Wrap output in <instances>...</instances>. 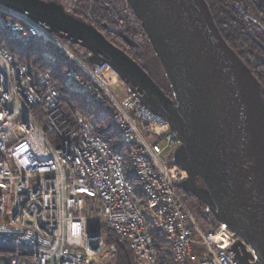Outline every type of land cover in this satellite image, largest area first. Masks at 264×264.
<instances>
[{"label":"built area","instance_id":"1","mask_svg":"<svg viewBox=\"0 0 264 264\" xmlns=\"http://www.w3.org/2000/svg\"><path fill=\"white\" fill-rule=\"evenodd\" d=\"M0 31L20 45H38L46 62L66 66L65 90L106 108L144 198L140 204L122 156L93 133L89 119L65 116L51 76L33 74L0 47V264H96L115 251L100 229L114 232L137 260L149 263L146 216L169 242L174 264H235L228 248L236 242L254 261L245 241L222 224L218 232L199 229L178 190L187 175L168 159L180 139L106 62L1 4ZM222 228L229 237L219 240ZM194 245L202 247L201 257Z\"/></svg>","mask_w":264,"mask_h":264},{"label":"water","instance_id":"2","mask_svg":"<svg viewBox=\"0 0 264 264\" xmlns=\"http://www.w3.org/2000/svg\"><path fill=\"white\" fill-rule=\"evenodd\" d=\"M254 1L264 11V0ZM127 2L141 21L173 100L125 52L61 8L37 0H0L81 43L124 79L143 105L165 118L181 141L173 154L187 175L181 188L250 247L252 263L241 243L228 248L235 264H264V109L256 80L225 43L204 0Z\"/></svg>","mask_w":264,"mask_h":264},{"label":"trees","instance_id":"3","mask_svg":"<svg viewBox=\"0 0 264 264\" xmlns=\"http://www.w3.org/2000/svg\"><path fill=\"white\" fill-rule=\"evenodd\" d=\"M37 1L61 8L66 14L88 24L102 35L105 31L112 32L115 35L118 34V21L122 18V11L129 10L130 15L136 18V20H139L132 12L127 0H98L96 1L97 4L91 7H85L81 4L82 0H77L73 5L72 11L74 12L71 14L63 9V5L59 0ZM204 1L225 43L232 49L256 80L258 94L264 109V11L254 0ZM85 8H87V11ZM81 12L83 14H79ZM85 12H90V14H92V20L90 22L84 19L83 15ZM114 13L117 14L119 18H113ZM139 23H141L140 20ZM123 34L126 35L131 42L130 45L122 39L121 35ZM123 34L117 35V39L123 42L131 51L129 57L138 65V61L145 62V66H148V68L154 72H156L157 69L162 70L161 64L153 50L144 51L142 45L134 41L128 33ZM0 47L9 51L16 60L24 62L33 74L47 72L51 76V79L62 95L60 109L64 112L65 116L70 122L74 121L76 113L88 118L93 133L103 138L113 152L122 156L124 176L131 184L133 194L138 202L143 204L144 198L141 187L133 174L128 151L120 141L115 127L111 122V115L106 108L92 105L86 101L84 96L72 94L65 90L62 82L66 66L60 62H54L53 64L46 62L40 55V48L38 45H20L19 43L8 40L6 33L0 31ZM51 139H54L53 135H50V141ZM199 181V179L196 180V182ZM178 190L183 196L184 201L188 203L190 209L191 206H194L203 210L205 206L200 203L196 197L188 191L183 190L180 185L178 186ZM194 216L197 220V226L202 232H207L206 226L213 230L219 224L210 212L203 214L202 217ZM146 221L152 249L151 263L137 260L133 251L121 241L114 232L103 229L101 232L104 235L105 241L108 244L113 243L115 245V251L101 264H174L169 242L164 237L162 231L155 229L147 216Z\"/></svg>","mask_w":264,"mask_h":264},{"label":"rangeland","instance_id":"4","mask_svg":"<svg viewBox=\"0 0 264 264\" xmlns=\"http://www.w3.org/2000/svg\"><path fill=\"white\" fill-rule=\"evenodd\" d=\"M60 3L63 5V9L66 12H69L70 14L73 13V5L77 0H59ZM96 1L98 0H82L81 4L85 7L89 6H94L96 5ZM87 11V8H85ZM89 11V10H88ZM79 14H83L82 12ZM92 14H90V12H85V14L83 15L84 19L87 20V22H90L92 20L91 18ZM121 20L118 21L119 22V28H118V34H123V33H128L130 35L131 38H133L134 41H136L137 43L141 44L144 51H151L152 46L151 43L144 31V29L141 26V23H139V20H136V18H134L132 15H130L129 10L127 11H122L121 13ZM119 18V16L117 14H113V18ZM103 35L106 37L107 40L111 41L112 44H114L116 47L120 48L123 52H125L128 56L131 53V51L123 44V42H121L120 40L117 39V35H115L112 32H108L105 31L103 33ZM136 56V55H135ZM139 66L143 67L148 74L150 75L151 78H153L157 84V86L161 89V91L172 97V90L170 87V84L168 82V79L164 73V71L162 72V70L157 69L156 72L152 71L151 69L148 68V66L146 67L145 62L143 61H138ZM173 154V153H172ZM169 159V163H174V158L170 155ZM199 184H202L200 181L198 182ZM11 199L8 197L6 199V203H5V211L6 214L8 215L9 212L11 211ZM201 203V202H200ZM191 209L194 213V215H196L197 217H202L203 214L209 213V210L207 209V207H204L203 210H200L197 207L191 206ZM218 228H219V224L215 229H210L208 226H206V231L208 232H218ZM208 229V230H207ZM100 231H103V229ZM224 237H221L219 240H222ZM234 237H231L230 240H233ZM111 255V254H110ZM110 255H107L106 257L104 256H100L99 259L96 260V263H103L105 260L108 259V257H110ZM151 263V262H150Z\"/></svg>","mask_w":264,"mask_h":264},{"label":"flooded vegetation","instance_id":"5","mask_svg":"<svg viewBox=\"0 0 264 264\" xmlns=\"http://www.w3.org/2000/svg\"><path fill=\"white\" fill-rule=\"evenodd\" d=\"M72 17V16H71ZM76 19V18H75ZM78 20V19H77ZM109 43H111L112 44V42L111 41H109V40H107ZM114 47H116L114 44H112ZM116 48H118V47H116ZM119 50H121L120 48H118ZM122 51V50H121ZM142 68V67H141ZM144 71H145V73L150 77V75L148 74V72L144 69V68H142ZM150 79L153 81V83L157 86V84H156V82H155V80L153 79V78H151L150 77ZM158 87V86H157ZM159 88V87H158ZM159 90L161 91V89L159 88ZM162 92V91H161ZM163 93V92H162ZM164 94V93H163ZM165 96H167L168 98H170L171 100H173V96L172 97H170V96H168V95H166V94H164ZM197 184H199L198 182H197ZM198 186H200V187H203V185L201 184H199Z\"/></svg>","mask_w":264,"mask_h":264},{"label":"crops","instance_id":"6","mask_svg":"<svg viewBox=\"0 0 264 264\" xmlns=\"http://www.w3.org/2000/svg\"><path fill=\"white\" fill-rule=\"evenodd\" d=\"M208 230V229H207ZM208 232V231H207ZM193 251H194V254L197 256V257H201V254H202V247L198 246V245H194L193 246Z\"/></svg>","mask_w":264,"mask_h":264},{"label":"bare ground","instance_id":"7","mask_svg":"<svg viewBox=\"0 0 264 264\" xmlns=\"http://www.w3.org/2000/svg\"><path fill=\"white\" fill-rule=\"evenodd\" d=\"M222 229H224V228H222ZM224 233H225V234H222V236H224V238L227 239V238L229 237L228 231H226V230L224 229Z\"/></svg>","mask_w":264,"mask_h":264}]
</instances>
